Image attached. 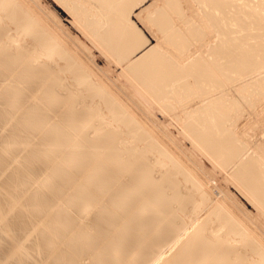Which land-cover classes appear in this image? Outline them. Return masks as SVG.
Listing matches in <instances>:
<instances>
[{"label":"bare ground","instance_id":"1","mask_svg":"<svg viewBox=\"0 0 264 264\" xmlns=\"http://www.w3.org/2000/svg\"><path fill=\"white\" fill-rule=\"evenodd\" d=\"M21 2L0 0V125L7 127L12 123V129H8L9 126L7 128L10 137L4 140H11L12 143L8 148L0 149V195H5L6 201L24 195L22 200L13 204L20 215L19 220L11 212L0 211V218L3 219L0 221V237L6 233L5 239L3 236L0 240L3 238L7 242L0 250V264H9L10 260L14 264H26L28 261L31 264H121L126 256L127 264H138L131 249H117L116 245L126 241L122 238L123 232L130 240L138 236L140 244L146 245L165 236L168 239L164 242L177 241L180 236L184 239L180 247L174 248L175 253L171 257L165 258L167 251H155L150 259L155 261L153 264L161 260L160 264H264V243L256 233L258 229L248 233L246 227L249 225L241 222L240 214L239 218L235 216L236 209L232 210L234 213L229 211L226 198L229 195L211 191V187L203 183L200 176L183 167L179 155L161 144L163 142L157 141L158 146L151 143L147 137L150 139L153 132H150L147 124H143L140 116L133 115L119 96L103 92L97 87L96 81L102 86L97 78L91 80L94 83L92 91L85 79H79L78 72L70 71L71 77H65L64 73L69 72H63L62 63L66 55L60 48L61 42L54 41V38L60 37L59 28H48L44 20L40 19L41 16L37 19ZM61 2L64 5L61 7L65 9L62 10L69 14L68 17L72 18L78 30L101 47L106 55L113 57L122 66V71L134 81L133 85L139 87L142 93L140 97L143 95L140 100L147 110L152 107L161 113L168 127L175 126L179 134L191 140L196 147L194 149H200L213 158L227 173L225 180L233 182L241 195L263 217L264 148L260 145L263 136L254 130L256 136L253 135L252 139L248 133L250 127H241L245 112H241L243 107L240 108L237 101L233 102L236 99H233L232 87L233 83L250 78L253 73L264 68V0L255 4L248 0ZM141 14L150 38L156 42L152 47L133 20V17ZM195 20L199 26L194 24ZM56 25L62 29L60 23ZM125 61L128 65L124 68ZM56 77H61V85L51 82ZM82 77L91 79L92 75L87 71ZM70 80L75 89L74 94L69 95L73 105L58 116L59 121L66 118L68 126L61 129L63 132L55 139L42 140L41 148L49 151V155L35 153L32 160L25 159L22 157L24 151L29 153L39 142L32 141L23 147L14 134H20L26 126H30V133V130L33 132L35 128H40L45 121L50 122L45 114L47 110L39 102L40 87L51 84L61 90L64 88L62 85ZM240 88L243 90L246 86ZM87 92L90 94L86 95ZM246 92L247 88L242 98L248 102L249 95ZM136 94L139 95L138 92ZM57 96H62V93L59 91ZM82 99L86 100L83 109L75 117L69 116ZM44 107L60 108L54 100ZM231 109L235 111L233 116L230 114ZM151 114L149 109L148 117ZM151 120L156 121L153 118ZM73 123H77L78 127L72 129ZM152 124L149 125L151 129L154 128ZM93 125L106 131L99 134L91 129ZM167 131L165 135H168ZM85 132H90L87 138L76 137L79 139L72 143L70 157L62 156L63 151L70 148V145L66 146L69 137ZM118 134L129 138H123L119 144L125 151L115 147L89 151L79 148L87 142H97L100 138L115 144L120 139ZM152 138L156 139L155 136ZM153 150H157L158 154H154ZM127 152L130 153L128 160H133V165L120 161ZM57 154L60 156L56 157ZM147 155L152 164L156 162L153 171L143 161ZM103 158L106 162L104 165H93ZM28 165L36 172L30 171ZM43 166L46 168L42 169ZM65 169L71 170V176L75 175L73 178L80 179L81 184L68 186L70 188L59 201L60 206L64 207L70 200H78L74 207L84 208L87 219L102 220L104 231L97 235L69 236V229L74 227L72 225L64 230L68 237L52 238V235H56L54 228L44 229L40 234H25V237L12 234L16 232L20 220H23L21 234L34 225L36 220L25 216H31L36 208L31 205L32 202L43 208L45 199L61 195L58 190L67 185V179L61 178L62 170ZM37 171L41 172L37 174ZM50 175L51 181L47 182ZM151 178L158 179V190L152 188L153 183L146 182ZM20 180L25 181L24 184ZM88 187L91 191L85 193ZM181 190L186 192L177 198L178 202H173V196ZM28 192L31 194L28 195ZM41 192H46L45 196ZM83 195H88L86 201L80 199ZM124 199L126 203L123 206H115L117 201ZM41 211H45L44 214L48 216L57 215L52 209ZM243 212L249 216L247 209ZM12 218L14 221L9 224ZM252 218L254 220L255 217ZM64 222L55 221L53 225L61 227ZM146 224L151 226L150 230L159 229V232L156 235L149 234L144 229ZM79 228L80 231L85 230L83 226ZM96 238L99 248L90 255V247L85 243ZM66 241L83 247L76 250L68 261L67 256L60 259L56 257L61 252H70L60 247ZM114 247L116 250H113ZM50 257H56V260Z\"/></svg>","mask_w":264,"mask_h":264},{"label":"rangeland","instance_id":"2","mask_svg":"<svg viewBox=\"0 0 264 264\" xmlns=\"http://www.w3.org/2000/svg\"><path fill=\"white\" fill-rule=\"evenodd\" d=\"M34 1L36 3V6H35ZM57 1L58 0H56V1L55 0H38V1H36V0H31V1L22 0L21 3L24 6L26 5L24 8L29 12L31 10L37 19H39V17L41 16L40 19L44 20L46 25L49 26L48 28H50L52 30H56L57 28H59V29H57V31H58L60 37L54 38L55 39L54 41H56V43L61 42L62 46L60 48H61L62 52L66 55V60L63 61V63H62V65L64 66L63 72H66V71H69V72L64 73V76L67 78L71 77L70 71L78 72L80 75L79 79H82V78L85 79V83L88 84V87L92 91H94V88H93L94 83H92V81H95L94 79L97 78L103 87L100 86L98 81H96L97 83L95 82V84L98 85L97 87H99L103 92H110L111 94H115V95L119 96L125 102V104L128 105V107L130 109L129 111L132 110L133 115H135L136 117L140 116L139 118L142 119V120L141 119L140 120L143 121V124H145V125L147 124V127L149 128L150 132L151 133L153 132L151 134V136L152 137L155 136V138L159 139V140H156L152 137L150 139L147 137V139L150 140L151 143L152 142L156 143L157 146H158L157 141L163 142L161 144L168 147L171 152L174 151V154L179 155L178 157L180 158V160L183 164V167H185V169L188 168L187 170L192 171V173H194V175L197 174V176H200V179L201 178L203 179V183H206L207 186H210L212 190L209 187L207 189H209L215 193L216 192L217 193H223V194L227 193L229 195V197L226 196L229 211L231 212L232 210L236 209V210H234V211H236V213H234V211H232V213H234L236 217H238V215L240 214L241 215L240 220L244 225H246L245 222H247V225H249V227L246 225L247 226L246 228L249 231L248 233H251L253 231V229H255V230L258 229V230H256V233H257V235L259 234L258 235L259 238H261V240H263V243H264V215H262L263 217H261L260 212L258 211L259 212L258 213L257 209H253V207L254 208H256V207L253 206V204H251V202L249 203V200L247 201V198L245 196L241 195L242 194L241 191L238 188L236 189V186L233 182H227V180H225L227 178V175H226L227 173L225 172V170H223L221 168V166L217 165L216 162L214 160H212L213 158L211 159L210 156H208L206 153L204 154V152L200 149H194L196 147L193 146L191 140L188 139L185 135H183L181 133L179 134L178 130L175 126L169 125V127H168L167 126L168 123H167L166 119L161 115V113L159 114L157 111H154V109L152 107H151L152 109L148 107V110H147L146 106L144 104H142V100H140V98L143 97V95L140 97V94H142V93L140 92V90H138L139 87L137 88L133 85L134 81L130 78V76L128 74H125L122 71L123 70L122 66L117 64L114 61L113 57L106 55L107 53H105L102 50V48L99 47L96 43L91 41L88 38V36L84 35V33H82L80 30H78V28L72 23V18L68 17L69 14L65 13L62 10V9H64V7H61V6H64L63 3L62 2L60 3V0L58 1V3H57ZM248 1H251L252 3L255 4L259 0H248ZM26 2H27V4H26ZM32 3H33V5H32ZM27 7H28V9H27ZM34 7H37L39 9L35 10ZM137 12H139V10ZM135 17H133V20H134V22H136L138 29L142 30L143 34L148 38L147 40H149V46L150 47L154 46L156 42L153 39H151L149 36V32L147 30V27L145 26L146 21L143 20V15L141 14L140 16L137 15ZM54 21H56V24L60 23L62 26V29H60V27H58ZM194 24L199 26L197 21ZM52 26L53 27L55 26V27L51 28ZM57 39H59V40H57ZM127 65H128V63L125 61L123 67L125 68ZM87 71L92 75L91 79L86 78V77H82V75L84 73H87ZM61 77H62V75H61ZM61 77L52 78L53 80H51V82H55V83H58L61 85V82H60ZM44 80L45 79H43V81ZM72 83H73V81L70 80L68 83L62 85L64 88L61 90L55 86L53 87L51 84L42 85L40 87L41 92L38 94V96L41 95V97H40L39 102H40V105L43 106V108L45 110H47V111H45L46 112L45 114L48 115V119L50 122L46 123V121H45V123H43L40 128H38V129L35 128V130L33 132H32V130H30V133H29L30 126H26V127H23L21 129L20 134H18V135L16 133L14 134L15 136H18V139L20 140L19 144L22 145L23 147H25L26 144H30L32 141L34 143H35V141H37L36 143L39 142V144L34 147V150L32 149L29 153L24 151V154H22V157H24L25 159L32 160L33 159L32 155L35 153L40 154V155H43V154L49 155L50 154L49 151H44V149L41 148L42 140H44L45 138L55 139L56 136H59L63 132V131H61V129L66 128L68 126L69 121L66 120V118L62 121H59L60 119H58V116H59V113L61 111L65 112V110H69V106L73 105V101L69 100V95H73L74 90H75L72 87ZM66 85H68L67 90H66ZM242 85H245L247 88L246 95H249L248 100L251 101L250 103H249V101L246 102L247 100L242 98V96H243L242 94L244 93V89H246V88H244L242 90L240 88ZM257 85L260 86V89ZM136 88L138 91L136 90ZM257 89L259 91H257ZM59 91L62 93V96H57V93ZM260 91H262V93ZM136 92H138L139 95H137ZM232 92H233L232 95L234 96L233 99H236V100H233V102L237 101L236 103H239L238 105H240V108L243 107V110L241 112H243V113L245 112L244 113L245 115H242V116H245L243 118L245 120H242V122H244V123L241 125V127L245 126L244 127L245 129L246 128L248 129L250 127L249 128L250 131L248 129V133H249V137L252 139H254L253 135L256 136V133H255L256 130L258 131V133H261L263 138H262V141L260 142V145L262 144V147L264 148V132H262L263 131V125H264V68H262L258 72L253 73L250 76V78H245L241 82L239 81V82L233 83ZM88 94H90V93L87 92L86 95H88ZM86 95H85V97H86ZM106 98L108 100L109 96H107ZM245 98H246V96H245ZM242 99H243L244 103L242 102ZM51 100H54L60 108L59 109L58 108L54 109L51 107L45 108L44 105L49 104V102ZM139 101L141 102L142 105L140 104ZM245 102H246V104H245ZM243 104H245V105H243ZM0 105H1V103H0ZM85 105H86V100L82 99L80 101V103L77 105V107L75 106L68 115L75 117L77 112L79 113V111L82 110ZM137 106L141 107L142 109L141 108L137 109ZM143 108L146 110L147 113L143 112L144 111ZM149 109H150V111H152L151 117H148ZM230 112H231L230 114L232 116L234 115L232 113H235V111H233V109H231ZM240 117H241V115H240ZM151 118L155 119L156 121L151 120ZM150 120L152 121V123L156 122V124L153 125L154 123L153 124L150 123L151 122ZM86 121L89 122L88 119ZM144 121H145V123H144ZM150 124H152L151 126H154V128L151 129V127H149ZM11 125H12V123H10V126ZM2 126H3V124L0 125V128H1L0 129V149L1 150L8 148L12 143L11 140H9L8 142L4 141L6 138L10 137L8 132H10V130L12 128L9 125H7V127L6 126L2 127ZM8 126L10 128H8ZM77 127H78L77 123H73V125L71 126L72 129L77 128ZM7 128L10 130H8ZM91 129L94 130L95 132L99 133V134L104 133L106 131V129L99 127L98 125L91 126ZM163 130H165V131H163ZM154 131H155V133H154ZM166 131L168 132L167 134L169 136L165 135ZM89 133L85 132V134L79 133V135H75V136L71 135L69 137L68 143L66 144V146L70 145V148L69 147L66 148V151H63L62 156L66 157V158L70 157V155L72 154L71 151L73 150L72 143H74L77 139H79L76 137L87 138ZM118 135H119L120 139L117 140L115 144L112 143L108 139L100 138L97 140V142H87V143L79 146V148H86V150L89 151V150H92L95 148H97V149H109V148L115 147V148H118V149L125 151V148L121 147L119 144H121L123 138H125V139H129V138L126 136L120 135V134H118ZM156 135H157V137H156ZM160 136L163 138L161 139ZM21 137H23V138H21ZM165 137H167V138H165ZM171 137H172V139H171ZM171 140H174L175 143H173L174 141H171ZM172 143H173V145L171 146L170 144H172ZM53 150H54V148L51 149V151H53ZM200 151H202V152H200ZM180 152H182V153H180ZM153 153L157 155L158 151L153 150ZM57 156H60V155L57 154L56 157ZM129 156H130V153L127 152L126 155H124L122 158H120V161L128 162L130 164L132 163L131 165H133L134 164V162H132L133 160L132 161L128 160ZM91 157H92V154L90 155V158ZM143 161L146 162L150 166L151 171H153L154 165L156 162L154 161V163L152 164V160H151V158H148V155L146 157H143ZM105 163L106 162L104 161V158H103L101 162L95 161L93 163V165L95 167L96 166L101 167ZM158 164H160V163H158ZM52 167H57V165H53ZM28 168L30 171L34 170L33 167H32L33 168V170H32L30 165H28ZM45 168H46L45 166L42 167V169H45ZM90 168H92L91 165H90ZM124 168H126V167H124ZM34 172H36V171H33V173ZM38 172H41V171H37V174H38ZM71 173H72V171L69 169L62 170L61 178H62V180L67 179V185L65 188H60V190H58V192L61 193V195H56L52 199H45L44 200L45 203H44L43 208H40V206H38L39 204H34V202L31 203V205L36 207V208H34L33 213H31V216H29L28 214L25 216L36 220L34 225L29 226L28 229L21 234L20 230L23 231V229L21 227L23 224V220H20V221H18L20 223L17 224L16 232H12V234H20L23 237H25L26 236L25 234H30V233H35V234L39 233L40 234V233H42V231L44 229L45 230H47V229L52 230V228H54V232H56V235L55 236L52 235V238H54V237L61 238V237L67 236L66 232H64L65 228L70 227L72 225L74 227H72L70 229L68 228L70 231L69 236L74 235V236H78V237H83L85 234L97 235V234H100L104 231L105 225L104 224L102 225V223H101L102 220L94 219V218L87 219L85 217L86 215L84 213V208L77 209L74 207V205H75L74 203L78 200H75V199L70 200L68 203H65L64 207H61L62 205L60 206L59 201L64 197L65 193L70 188L68 186H72L74 184H81L80 179H76V178L74 179L73 177H75V175L71 176ZM46 181L47 182L51 181V175L48 177V179ZM1 182L2 181L0 180V183ZM20 182H22L24 184L25 181L20 180ZM146 182L153 183L152 188H155V190H158V186L156 184V183H158L157 178H151ZM208 182H209V184H208ZM232 183H233V186H232ZM90 191L91 190L89 187L84 190L85 193H88ZM183 192H186V190H181L175 196H173V198H172V199H174L173 202H178L177 198L181 197L183 195ZM41 193H42V196H45V194H46V192H41ZM29 194H31V192H28V195ZM230 195H232L233 198H235L236 200L234 199V201H233V198ZM22 196L24 197V195L21 194L17 197H13L11 201H6L5 200L6 196L0 195V211L3 210V211L11 212L12 216L14 218L16 217L19 220L20 215L17 212V208L13 207V204L22 200ZM242 197H244V198H242ZM87 198H88V195H83L80 199L82 201H86ZM239 199H240V202H239ZM125 203H126L125 199L119 200L116 202L115 206L116 207L123 206ZM24 204H25V202H24ZM24 204L21 203V205H24ZM151 204H153V202ZM27 205H25V206H27ZM242 205H243V207H242ZM234 206L236 208H234ZM237 206H239V207H237ZM230 207H232V208H230ZM237 208H238V210H237ZM43 209L55 210L54 212H56L57 215L56 216L45 215L44 213L46 210L41 211ZM246 209H247V212H249V216H248V213L246 214L243 212ZM255 211L257 212L258 216L255 215L256 214ZM239 212H241V213H239ZM243 213H244V217L242 216ZM252 216L255 217V218L253 217L254 220H251ZM14 218L9 220V224H11L14 221ZM243 218L244 219L246 218V219L244 220ZM260 218H261V220H260ZM2 220L3 219L0 218V221H2ZM257 220H258V222H256ZM55 221H62V222L65 221V222L61 227H57V226L53 225V223ZM252 221L254 223H252ZM103 223H104V221H103ZM81 226L85 227L84 231H80L79 227H81ZM179 228H181V225H179ZM144 229L147 230L149 232V234H153V235H156L159 232V229L158 230L157 229L150 230L151 226L149 224H146ZM257 231H259V232H257ZM121 234H123L122 238L126 239V241L123 244L121 243V244L116 245L117 249H119V250L124 249V248H127L129 250L131 249L130 252L134 257H136L138 259V261H139L138 264H153L155 261L152 262V261H150V259L153 257L155 251L156 252L161 251V250L167 251V255H164V256H166L165 258L171 257V255H173V253H175L174 248L180 247L184 243L183 242L184 239H182L181 236L179 237V240H177V241H174V242H170V241L166 242L165 241L164 242V240L168 239L167 236H165V237H163V239L162 238H156L154 241L149 242L146 245V244H140L141 239L138 236L133 238V240H130L128 238L127 234H125V232H123ZM5 235H6V233L1 234V237L4 236L3 238L5 239V237H6ZM3 238L0 240V243L3 240V242H2L3 244L1 243V247L3 245H5V243L7 245L6 240H4ZM26 243H27V248H28V246H29L28 241H26ZM29 244H31V243H29ZM85 244L90 247L88 249V252H90V255L93 254L92 253L93 250L97 251L99 248L97 238L93 239L92 242L85 243ZM162 244H164V246H162ZM60 247L64 250L67 249L70 251L67 254L65 252H61L58 256H56V257H58V259L67 256L66 261L71 259V257L76 253V250L83 248L80 245L75 246L74 242L68 243L67 241L65 243H63ZM3 248L4 247H2V249L0 248V250L2 251ZM263 249H264V247H263ZM113 250H116V247H114ZM123 254L125 255V253H123ZM0 255H2V252H0ZM56 257L51 258V260H53V259L56 260ZM127 258L128 257L126 256L123 259V262L121 264H127L128 263ZM10 261L12 262V260H10ZM10 261H9V264H11ZM161 262H162V260L159 261L158 264H160ZM26 264H31V263H29V261H28V263H26Z\"/></svg>","mask_w":264,"mask_h":264}]
</instances>
